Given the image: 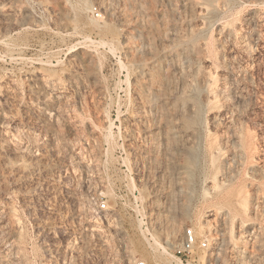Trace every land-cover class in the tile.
Segmentation results:
<instances>
[{"label":"rangeland","instance_id":"1","mask_svg":"<svg viewBox=\"0 0 264 264\" xmlns=\"http://www.w3.org/2000/svg\"><path fill=\"white\" fill-rule=\"evenodd\" d=\"M188 1L0 0V264H264V0Z\"/></svg>","mask_w":264,"mask_h":264},{"label":"bare ground","instance_id":"2","mask_svg":"<svg viewBox=\"0 0 264 264\" xmlns=\"http://www.w3.org/2000/svg\"><path fill=\"white\" fill-rule=\"evenodd\" d=\"M185 1H187L188 2V5L189 6H197V5H199L200 3L198 2V1H188V0H184V2ZM201 5V4H200ZM195 39V36H191V39ZM190 40V39H189ZM192 41V40H191ZM184 55H185V57L187 56V54L186 53H184ZM36 76V75H35ZM39 75H37V77H38ZM161 76H164V78H166L167 76L166 75H161ZM38 79H39V81H40V83H41V85H42V87L43 88H45L47 85H48V81L47 80H45L44 78H42V77H38ZM209 87L207 86V91H209L210 89H208ZM45 97H46V94L44 95ZM44 97V98H45ZM49 98V97H48ZM184 98H186V97H184ZM47 99V98H46ZM50 100H51V102L52 103H54L55 104V102H56V100L58 99V97L57 96H53L52 97V99L51 98H49ZM48 100V99H47ZM182 102H183V100H182ZM186 101H184L183 103H185ZM182 103V104H183ZM193 107H194V110H195V114L193 115V116H189V117H186V120H185V124H187V125H189V124H194V123H197V122H199L200 121V119H201V104H200V102L197 100V99H194L193 100ZM176 110V109H175ZM178 110V109H177ZM197 152V151H196ZM194 153V155H193V159L191 158V155L189 156V159L187 158V165H188V167L190 168L191 167V165L193 164V162L191 161V160H193L194 161V159H195V156L197 155V153ZM188 175L189 176H191V170L190 171H188ZM186 185L185 186H188L189 185V180L187 179V182L185 183ZM185 210H183V212H184ZM185 212H187V211H185ZM172 220V219H171ZM173 221V220H172ZM171 221V223L169 224L170 225V227H169V225H168V232H169V234H170V236L173 238V240L176 238L175 236L177 235V232H178V228L175 226V222L173 223ZM170 237V238H171ZM175 237V238H174ZM169 238V239H170ZM182 238V237H181ZM176 241V240H175ZM174 241V242H175ZM177 242V241H176ZM175 242V243H176ZM180 243H181V241H180Z\"/></svg>","mask_w":264,"mask_h":264},{"label":"built area","instance_id":"3","mask_svg":"<svg viewBox=\"0 0 264 264\" xmlns=\"http://www.w3.org/2000/svg\"><path fill=\"white\" fill-rule=\"evenodd\" d=\"M99 208L101 210H106V203H100ZM208 245L207 239H198L191 228H185L183 230L180 248L176 254L184 255V253L191 252L197 248H206ZM139 264H144L140 262Z\"/></svg>","mask_w":264,"mask_h":264}]
</instances>
